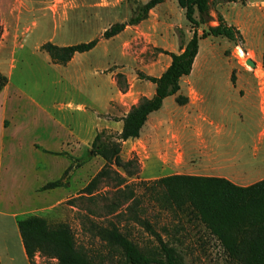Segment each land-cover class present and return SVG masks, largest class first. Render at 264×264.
Returning a JSON list of instances; mask_svg holds the SVG:
<instances>
[{
	"label": "rangeland",
	"instance_id": "374dc122",
	"mask_svg": "<svg viewBox=\"0 0 264 264\" xmlns=\"http://www.w3.org/2000/svg\"><path fill=\"white\" fill-rule=\"evenodd\" d=\"M146 1L0 0L1 40H16L11 50L3 49L10 81L7 88L1 90L0 101L5 100L10 121L4 130H0V198L20 206V217L34 214L50 222L69 223L79 243L100 253H104L105 249L87 231L89 220L97 224H106L108 221L119 223L141 247L151 245L154 241L142 227L123 216L105 215L100 200L89 203L79 197L82 188L101 167L103 160L91 153L90 141L84 142L76 137L83 136L94 126L96 131L102 128L104 121H97L96 116L108 120L119 119L141 97H150L152 94L149 89L144 88L153 85L139 79L137 73L141 71L157 76L166 67L168 59L167 55L157 51L156 48H162L157 42L163 44V39L171 40L176 35V48H179L186 43V33L191 29L185 30L188 21L175 0H166L152 11L149 23L126 26L116 37L101 39L92 50L75 54L76 62L70 69L52 64L39 46L45 41L68 45L93 39L109 25L126 21ZM233 8L224 5L225 15H235ZM163 11L167 15L162 20L160 15ZM213 14L215 16V12ZM208 24H211L210 21ZM179 32H182L180 40ZM221 39L226 40L225 37H207L202 40L191 73L180 80V94L188 97V103L184 106H213V111L209 108L208 111L216 119L222 118L220 114L223 111L228 116L233 112L234 116L229 117L239 146H243L239 151L245 158H250V149L257 132L264 127V114L258 108L260 105L255 95L260 92L264 96V66L256 52L246 50L242 42L236 45L231 41V47L219 51L217 43ZM248 58L254 61V67L246 64ZM80 67L85 71L82 78L76 74ZM93 67L96 71L94 79L86 73L87 69L92 71ZM116 72L124 76L120 84L114 79ZM123 80L128 84L124 92L120 90ZM250 81L251 84L255 82V85L252 86ZM107 88L112 93V116L102 111L92 113L89 106H67V102L89 103L92 95H99L96 90ZM60 103L65 105L61 112L57 110ZM232 106L241 107L238 110ZM182 110L175 103L174 96H168L162 108L155 113L167 116L174 112L176 118H181L184 116ZM156 118H160V115H151L148 122ZM107 124L104 127L111 130L118 131L121 128V123L113 119ZM3 136L5 139H2ZM131 142L122 144L120 156L125 160L135 153L141 170L146 172L143 163L153 160L144 159L140 153L138 155ZM41 146L51 148L50 153L44 152V149L42 151ZM260 148L259 158L252 160L254 165L241 168L252 170L253 180L264 177V143ZM155 161L158 162L156 166L163 170L166 166L179 164L175 159ZM68 166L67 172L62 175ZM59 178L61 186L43 189L45 183ZM139 180H145L140 172L128 178V182ZM132 188L137 194L143 191L140 185ZM107 190L108 187L100 186L99 193L104 195ZM140 206L144 211L142 216L153 223L154 229L163 239L170 240L173 225L177 224L176 217L159 209L147 197L141 198ZM86 207L95 212L86 213ZM85 214L87 217H84ZM194 232L195 229L186 223L187 238L184 239V245L179 246L184 253L185 264H227L213 239L200 246Z\"/></svg>",
	"mask_w": 264,
	"mask_h": 264
},
{
	"label": "trees",
	"instance_id": "16d2710c",
	"mask_svg": "<svg viewBox=\"0 0 264 264\" xmlns=\"http://www.w3.org/2000/svg\"><path fill=\"white\" fill-rule=\"evenodd\" d=\"M163 1L147 0L126 21L109 25L99 36L88 41L68 45L45 41L39 49L47 54L51 63L64 66L74 54L88 52L101 39L114 37L126 26L137 25L147 18L151 8ZM232 1L236 0H176L190 24L191 37L179 46L177 53L156 48L159 53L169 56L170 62L166 68L158 76L141 71L137 73L139 79L154 84L153 94L141 97L121 118H112L122 122L120 130L102 128L95 133L90 144L91 153L99 156L103 163L82 188L79 197L89 203L100 200L105 215L123 216L139 225L153 237V244L139 246L119 223L108 221L106 224H97L89 220L87 231L105 249L104 253H100L79 243L69 223L50 222L45 217L33 214L17 221L29 264H185L184 253L179 246H183L187 238L186 223L195 229V240L199 241L200 246L213 239L227 264H264V177L243 186L224 177L186 174L128 182V178L139 174L140 161L135 153L125 160L120 156L123 142L139 136L149 114L158 110L166 97L174 96L178 105L188 102V97L180 94V80L190 74L200 39L223 36L236 45L243 41L239 29L228 24L214 9L218 3ZM212 9L215 18L210 13ZM195 13L198 18L194 17ZM211 20L217 23L208 24L206 29L198 33L199 25ZM1 34L0 25V38ZM178 38H182L181 32ZM261 62L264 66V51ZM121 78L124 79L122 73L114 74L116 83L120 84ZM230 80L233 83L232 75ZM7 81L6 75L0 72V90ZM127 85L126 80H123L120 90L124 92ZM69 167L64 169L62 175ZM60 179L45 183L43 189L61 186ZM139 185L143 191L137 194L132 187ZM100 186L108 187V192L100 194ZM144 197L176 217L177 224L173 225L170 240L163 239L154 229L153 223L142 216L144 211L140 201ZM85 211L91 214L95 212L89 207ZM36 257L42 261L38 262Z\"/></svg>",
	"mask_w": 264,
	"mask_h": 264
},
{
	"label": "crops",
	"instance_id": "0c3cea01",
	"mask_svg": "<svg viewBox=\"0 0 264 264\" xmlns=\"http://www.w3.org/2000/svg\"><path fill=\"white\" fill-rule=\"evenodd\" d=\"M165 2L166 0L156 4L153 8H151L147 18L142 20L140 23H149V20H151L152 11L156 7H159V4H164ZM224 5L234 6L233 12L235 15H230L229 17L225 15L223 11ZM214 9H216L223 16L228 24L235 25L239 29L242 34V44L244 48L248 51L254 50L258 55V58L261 60V56L264 51V0H236L232 2H221L216 4ZM180 10L183 13L181 8ZM212 10H210V13L214 15V10ZM166 15L167 12L163 11V13L160 15V19L163 20ZM194 17L198 18L197 13L194 14ZM210 23L216 24L217 21L211 20ZM185 27V30L188 31V28H190L189 22L185 24ZM206 27V24H200L197 29L198 33H201V31L206 29ZM191 34V31L186 33L187 41L191 37ZM164 35L167 36V34ZM176 39V35H173L171 40H169V38L163 39V44L158 42L157 44L165 50L177 53L179 48H176ZM225 39L226 40L221 39V41L217 43L219 46V51L231 47L232 42L226 37ZM202 40L203 39H200L198 42V52L195 58L200 52V44ZM2 42L3 41L0 38V72L6 75L8 79L6 85L1 89L5 90L10 81V71L9 67L5 65L7 58H3V49L10 48L11 50V47L16 45V40L9 39L4 41L3 45H1ZM166 61L168 65L170 62L169 56ZM74 62H76L75 54L66 65L61 67L70 69ZM84 72L85 71H83V69L80 67L76 71V74L82 78ZM86 73L90 74L92 79L95 78L96 71L94 67L92 71L87 69ZM98 83H100L99 79ZM192 83L193 78L190 80L191 85ZM152 85L153 86L150 88H144L146 90L149 89L151 94L154 92V84ZM251 85L254 86L255 82ZM96 91L99 93V95H92L90 100L91 102H78L75 104L72 102H67V106H83V108L89 106L92 109V113L102 111L105 115L112 116L114 107L110 104L112 99L111 90L107 88L103 91L99 89ZM255 95L258 99V104L260 105L258 108L264 114V96L260 95V92L259 94L256 93ZM243 101L244 100H242V102ZM184 105H178L183 109L182 112L184 113V116L181 118H176L175 115H173L176 110L167 114V116L156 114L155 111L150 113L148 118L151 115H160V118L151 120V122H148L147 118L140 130L139 136L136 138H129L123 142L126 143L128 141H132L131 143L133 145V149L138 155L140 153L144 159L153 160L150 162L145 161L143 163L144 167L146 168V172L140 169V175H142L145 180L156 179L161 176L171 174L217 176L224 177L234 184L242 186L256 181L251 177V174L253 173L252 170L245 171L241 168L250 165L253 166L254 163L252 160H257L259 158V150L261 149V144L264 143V127H261V129H259L257 132L256 139L253 141L250 149V158H245L244 155H242L239 151L243 146H239V140L237 139L235 128L230 122L231 118L229 116H234L233 112L228 116V113L226 112L224 114L223 111L220 114L222 118L216 119L210 114L211 111L210 113L208 111V108L209 110L213 111V106L203 107ZM64 106V104L60 103L57 110L61 112ZM232 107L234 109L240 110L241 106ZM160 108H162V106ZM220 110H222V108ZM7 111L8 110L7 106H5V100L0 101V130H4L5 126L9 124L10 119L7 115ZM111 119L112 118L108 120L107 118H101L99 115L96 116L97 121H104L103 123H106V125L102 123V128L104 126H108L107 123L108 121L110 122ZM118 122L122 124L121 121ZM94 127L88 129L83 136H77L76 138H80L84 142H91L95 133L102 129L98 128L96 131ZM2 139H5V137L3 136ZM41 147L42 151L45 150L44 152L50 153L49 151L51 148L43 146ZM157 159H175L179 161V164L174 166H166L163 170L160 168V166H156L158 165V162L155 161ZM20 210V206H14L12 203L10 204L9 202H5L0 198V264H29L17 226V221L24 218L20 217ZM36 260L39 262L41 258L36 257Z\"/></svg>",
	"mask_w": 264,
	"mask_h": 264
},
{
	"label": "water",
	"instance_id": "95a60500",
	"mask_svg": "<svg viewBox=\"0 0 264 264\" xmlns=\"http://www.w3.org/2000/svg\"><path fill=\"white\" fill-rule=\"evenodd\" d=\"M246 64L250 65L251 67H254L255 66V63L253 60H251L250 58L246 59Z\"/></svg>",
	"mask_w": 264,
	"mask_h": 264
}]
</instances>
